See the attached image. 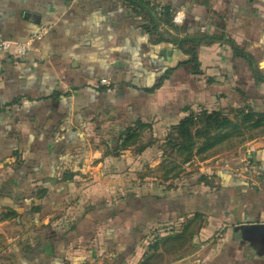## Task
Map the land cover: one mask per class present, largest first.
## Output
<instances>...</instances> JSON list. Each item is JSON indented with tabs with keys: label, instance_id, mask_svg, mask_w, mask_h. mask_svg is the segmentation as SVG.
Listing matches in <instances>:
<instances>
[{
	"label": "crops",
	"instance_id": "crops-1",
	"mask_svg": "<svg viewBox=\"0 0 264 264\" xmlns=\"http://www.w3.org/2000/svg\"><path fill=\"white\" fill-rule=\"evenodd\" d=\"M157 2L181 11L175 27L159 25L168 39L223 38L196 48L200 73L179 66L189 55L169 40L154 41L144 14L127 0H0V36L11 42L0 50V222L11 221L17 232L0 241V264H139L149 235L136 245L132 229L191 219L169 220L179 203L206 218L202 243L162 264H264L252 230L264 224V135L242 153L219 146L216 166L198 168L214 187L202 183L197 204L173 192L165 214L162 200L147 199L124 208L118 223L92 231L88 218L64 235L86 206L103 214V203L132 191L112 188L121 181L112 170L121 164L111 153L134 145L110 146L138 117L154 122L153 136L187 107L264 117V80L255 77L264 75V0ZM27 41L19 55L18 44ZM167 67L175 69L145 92Z\"/></svg>",
	"mask_w": 264,
	"mask_h": 264
},
{
	"label": "trees",
	"instance_id": "trees-1",
	"mask_svg": "<svg viewBox=\"0 0 264 264\" xmlns=\"http://www.w3.org/2000/svg\"><path fill=\"white\" fill-rule=\"evenodd\" d=\"M127 2L137 12H142L144 14L145 20H147V22H145L146 31L154 36V41L159 42L169 40L189 55V58L186 61L180 62L178 65H188L191 69V73L194 75L200 73L196 48L202 42L213 43L216 41L220 42V40L223 39L218 36L206 35L204 33L184 37H171L168 39L167 36L159 30V25L165 24L172 28L175 27V24L172 21L173 13L169 6L164 5L162 10H157L156 4H150L148 0H127ZM230 44L237 53H243L237 48L233 41H230ZM174 69L175 68L172 67L165 68L153 86L144 88L145 92L152 93L155 89L159 88L163 80L167 79ZM255 74L257 79L264 80V75H260L258 72H255ZM98 88H100V86ZM185 110L187 114L178 118L174 123L156 128L157 134L155 136L152 135L151 130L154 122L146 121L141 117H138L130 122L124 128L123 132L115 138V144L110 146L111 150L116 151L120 144L122 147L135 144L138 142L141 132L147 129L150 132L149 134L152 135L150 141H153L152 144L155 148L162 149L164 146H169L172 149L185 150L189 155L195 148V140L199 137L206 141V145L197 148L196 151L204 152L208 150L211 145L224 143L229 136L234 134V132H238L240 125L243 122L252 121V125L254 126H258L261 122L264 123V117L262 115L245 110H238L229 113H224L221 109H209L205 107H198L196 109L187 107ZM147 145V143L144 145L140 144L139 149L145 148ZM188 155L184 159V163L191 162V155ZM202 183L204 185H209L210 188L213 186V184L207 179L206 175L194 171H184L173 176L169 182L168 188L159 194L145 193L136 196L132 191H128L121 199L112 205L103 203L102 206L105 208L103 214L98 210H95L92 206H86V209L82 214L74 216L73 220L67 223L65 226L67 229L65 230L64 235L77 230V228L78 230H81L82 226L79 229L80 223L88 218H90L89 223L94 225L92 231L97 227L104 225V223H118L119 219L123 218L122 213H125L124 208H134L136 203H142L147 199L162 200L163 207L161 210L163 214H165L166 211L169 210V196L173 192L177 193L180 197H184L185 195L191 203L197 204L200 185ZM179 206L181 210H179L180 213L176 214L174 218L172 217L169 220L175 222L180 217H185L188 214H192L191 218L195 220L202 215L199 210L187 212L181 209L183 208L182 203H179ZM91 211H93V215L89 213ZM18 217L21 216L19 215ZM163 223L165 222H163L161 218L153 225L145 227L144 229H132L135 236L134 243L137 245Z\"/></svg>",
	"mask_w": 264,
	"mask_h": 264
},
{
	"label": "rangeland",
	"instance_id": "rangeland-1",
	"mask_svg": "<svg viewBox=\"0 0 264 264\" xmlns=\"http://www.w3.org/2000/svg\"><path fill=\"white\" fill-rule=\"evenodd\" d=\"M149 133V131H145L144 134L140 135L138 142L132 144L134 147H131L133 149L128 150V152H117V155L111 153V157H118L119 159L116 162L121 164V166L112 170V177L121 180L112 184L115 191L118 192V187H120L121 192L125 190L163 192L168 188L169 182L176 174L184 171L199 172L198 168L202 166L208 165L210 167L217 164L219 158L216 155L221 151L219 148L221 144L211 145L208 150L198 152L196 151L197 148L206 145V141L199 137L195 140V148L189 154L191 155V162L184 163L183 161L188 155L185 150L172 149L169 146H164L162 149L155 148L152 144L153 141H150L152 135ZM263 135V122L259 123L258 126L252 125V121L243 122L238 132H234L224 142L226 144L225 150H230V154L233 153L232 151H235L236 154L238 152L242 153L245 150V143ZM146 143L148 145L145 148L139 149L140 144L144 145ZM85 156L87 164L90 165L91 161L93 165L92 160H94V157L89 152ZM205 159H208V161L203 162ZM124 164L125 167H123ZM88 169L92 170L91 167ZM117 192L115 193L116 196ZM111 200L114 199L111 198ZM205 221H207L206 218L195 220L185 218L177 223L167 222L158 226L146 239L147 242L144 243L145 254L139 264H162L169 257L182 256L190 249L196 248L202 243L201 237L197 238V235ZM16 233L11 221L0 222V241L11 239Z\"/></svg>",
	"mask_w": 264,
	"mask_h": 264
},
{
	"label": "built area",
	"instance_id": "built-area-1",
	"mask_svg": "<svg viewBox=\"0 0 264 264\" xmlns=\"http://www.w3.org/2000/svg\"><path fill=\"white\" fill-rule=\"evenodd\" d=\"M148 1L150 2V4H156L157 10H162L163 9V5L158 3L157 0H148ZM181 19H182L181 11L173 12V14H172L173 23H175V24L180 23ZM10 43L11 42L9 40L3 39L0 36V50L8 48L10 46ZM28 43H29V41H27L25 43L18 44L17 53L19 55H22L24 53Z\"/></svg>",
	"mask_w": 264,
	"mask_h": 264
},
{
	"label": "water",
	"instance_id": "water-1",
	"mask_svg": "<svg viewBox=\"0 0 264 264\" xmlns=\"http://www.w3.org/2000/svg\"><path fill=\"white\" fill-rule=\"evenodd\" d=\"M252 230L257 236L259 243L264 246V224H257L253 226Z\"/></svg>",
	"mask_w": 264,
	"mask_h": 264
}]
</instances>
